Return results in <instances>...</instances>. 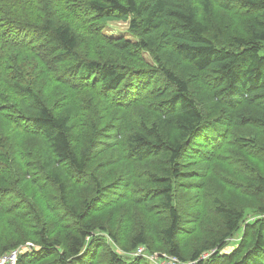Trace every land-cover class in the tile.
Instances as JSON below:
<instances>
[{
	"label": "trees",
	"instance_id": "16d2710c",
	"mask_svg": "<svg viewBox=\"0 0 264 264\" xmlns=\"http://www.w3.org/2000/svg\"><path fill=\"white\" fill-rule=\"evenodd\" d=\"M216 6L220 21L213 19ZM236 13L245 20L243 35L228 18ZM129 18L138 42L103 34L107 23ZM82 29L123 58L81 56ZM144 53L153 64L142 63ZM182 63L187 76L180 74ZM50 78L80 95L62 96L69 99L52 107ZM155 78L165 86L156 89ZM209 90L218 108L206 99ZM227 107L239 111L237 118H229ZM26 138L37 143L24 151ZM252 157L264 164V0H0V175L9 183L0 185V216L13 229L0 258L33 241L39 249L22 254L18 264H41L33 257L57 245L64 249L59 264H84L88 251L110 246L97 229L121 245L117 234L93 222L65 242H49L53 203L47 223V209L16 188L28 183L39 195L43 179L73 224L83 223L106 197L118 199L115 191L124 195L118 203H130L129 212L139 207L153 216L128 248L121 246L122 254L110 251L112 264H130L124 255L149 264L146 253L204 264L201 256L222 251L250 216L259 218L221 261L264 264V174ZM132 163L149 174L145 186L132 180ZM191 173L199 178L195 184ZM250 176L257 182L248 185ZM182 182L193 210L178 201ZM205 195L219 231L187 257L183 228L188 219L198 224Z\"/></svg>",
	"mask_w": 264,
	"mask_h": 264
},
{
	"label": "rangeland",
	"instance_id": "374dc122",
	"mask_svg": "<svg viewBox=\"0 0 264 264\" xmlns=\"http://www.w3.org/2000/svg\"><path fill=\"white\" fill-rule=\"evenodd\" d=\"M222 17L221 11L219 8L216 6L213 11V19L214 21H220ZM229 20L238 28V32H240L241 35L245 33V20L244 18L236 13L233 14L232 16L228 15ZM131 18L129 19H115L114 21H111L107 23V26L105 29H103V34L110 37V38H124L132 42H138L135 34H133L130 30L131 25H130ZM102 27V26H101ZM79 48H78V53L81 56H84L87 60H92L96 59L100 55L102 57H108V56H113L116 58H123V54L118 52L117 50L108 47V45H103L101 43V39L98 37L91 36L87 33H85L84 29L82 31L79 30ZM130 61L133 64L138 63L134 59H130ZM174 62V61H173ZM142 63L143 64H153V62L150 59V54L144 53L142 55ZM178 64V62H174ZM183 64V69L181 68L180 74L183 76H187L190 72H187L188 64ZM176 67V66H175ZM157 79V78H155ZM52 82V88L49 91L48 95L50 98L51 106L55 107L56 104H60L63 102V100H68V97L65 98H60L62 96H71V97H77L80 95H73L71 94L72 89L68 87L66 83L63 82H57L53 79H51ZM154 87L156 89L161 88L165 86L163 81L161 79L155 80L153 82ZM210 84H207V82H203V87L208 88ZM154 91V90H153ZM82 95L86 96L87 94L82 91ZM206 99L208 102L217 107L220 105L216 104L213 100V93L209 90L207 91L206 94ZM56 108V107H55ZM228 108V107H227ZM230 110V111H229ZM227 111V109H226ZM239 111L237 109H232L228 108V116L230 119H235L238 116ZM2 128H4L2 126ZM3 130V129H2ZM23 138H20L19 140H22ZM37 140L33 138H26L22 150L29 149L32 145L36 144ZM123 146V145H122ZM256 149V148H255ZM253 160H255L254 157H252ZM259 159L255 160V164H259ZM135 163H132L131 165V170H134L135 168ZM262 174L263 169H264V164H259ZM7 167L10 168L9 163L7 164ZM146 170L148 168L151 169V163L148 162L145 164L144 167ZM145 169L141 168V170L144 171V174L141 172L138 173V168H135L134 175L135 177H132V180H135V182L142 184L145 186L146 180L149 179V174L145 171ZM245 174V172H244ZM246 175H251V174H246ZM191 178L189 179L190 182H198L199 178L193 179L195 174L191 173L189 175ZM5 179V180H4ZM3 177L0 175V185L3 184V182L7 183V176ZM256 181V176H250L247 179V184L250 185ZM137 183V184H138ZM9 184V183H7ZM225 184L222 185L224 188H230L229 185ZM11 185V184H10ZM40 189L39 195H36L35 192L29 187L28 183L26 185H17L16 188L23 192H25L26 197H35L38 203H41V209L46 208V215H47V223H48V206H50V202L53 203L54 206V213L52 216V219L48 223L49 229H51L54 234H52V238L50 239L49 242H53L54 238H59L60 241L65 242V237L67 234H75L77 231L81 228L82 224H86L87 222H93L97 227L101 226H107L108 230L111 231L114 234L118 235V238L120 240L121 245H119L116 241L111 239L107 233H103L100 229H97L95 231V234L101 237H104L108 240L110 243V246H105L103 249L98 250L97 252L95 251H88L86 253L87 257L83 258L84 264H112L110 261V256L109 253L111 250L116 251L117 253L122 254L123 250L122 247L128 248L130 246V241L132 235L137 231H140L141 229L143 230L144 228H148L150 226V223L153 219V216L150 213L145 212L141 208L137 207L130 212L129 210V204L126 201H120L118 203V199L121 197H124L120 191H115L116 197L108 199L107 197L102 201V203H98L97 207L93 210V212L89 213L88 217L83 221V223L76 222L72 223L70 220L71 218L68 217L67 213L64 212L62 209L60 210V202L55 198V189L54 187L41 179L39 182ZM184 182H182L181 188L178 190V201L183 204V209L184 210H193V208L188 207L185 203V197L184 196ZM114 192V190H112ZM218 192L214 189V196ZM247 194V193H245ZM229 195H232L231 193ZM190 196V195H187ZM39 199H38V198ZM139 198H142L138 196ZM42 200H41V199ZM149 197L144 196L143 197V202H146L144 200H147ZM204 200L201 199V202L199 203V207L197 209L202 208V214L201 217L199 218L198 224L194 222L192 219H188L189 222L186 223L185 227L183 228L184 230V235L181 237V246L183 248V252L185 256H189L190 253L196 248L198 244H202L206 241L207 238L210 237L211 234L213 233H218L219 228H217V225L219 227V223L217 224L216 219L211 220V199L209 195H205ZM184 200V202H183ZM204 202V204H203ZM211 202V203H210ZM256 200L255 198H252V203H255ZM203 206L201 207V205ZM52 206V205H51ZM196 208V207H195ZM159 209H155L152 211L154 214L157 213ZM57 213V214H56ZM259 217L255 216H250L249 219L245 221L244 224H242L241 230L238 233H235L232 238L228 239V244L227 246L220 252H206L204 255L201 256L200 260L204 262V264H235L236 261L230 260V261H221L222 257L224 255H231L233 252L237 250V248L240 247V245L244 242V237H245V230L247 229L248 225L253 224L256 219ZM7 217H2L0 216V250L6 245L11 244L13 240V229H8L5 227V224L7 222ZM153 225V224H152ZM155 225V224H154ZM144 231V230H143ZM33 239L40 241L38 238V235L34 236ZM32 240V239H31ZM151 242L154 245V247H157L158 244V238L152 234L151 235ZM39 244H36L33 241H28L24 247H21L20 249H15L12 252H17V260L13 261L12 264H18L19 258L22 254L31 252L34 249L38 250L39 249ZM53 250L51 251V254H46V253H40L38 256L33 257V260L35 262H40L41 264H59V256H60V251L64 252V249L62 247L55 246L52 248ZM9 253V254H11ZM31 254V253H30ZM8 255V254H7ZM5 255V256H7ZM161 253H157L155 255H150V254H144L142 259L146 260L149 262V264H176L169 261L171 258L168 255H163ZM123 257V256H122ZM217 257V258H216ZM124 260L128 261L130 264H138V260H135V258H128L127 255H124ZM183 264H190L189 261Z\"/></svg>",
	"mask_w": 264,
	"mask_h": 264
},
{
	"label": "built area",
	"instance_id": "2783aa9c",
	"mask_svg": "<svg viewBox=\"0 0 264 264\" xmlns=\"http://www.w3.org/2000/svg\"><path fill=\"white\" fill-rule=\"evenodd\" d=\"M143 252H144V249L141 248L139 249L138 254H142ZM15 260H17V252H12L11 254H8L7 256L1 257L0 264H12V262ZM169 261L170 263L173 262V263L179 264L178 260L175 258H170Z\"/></svg>",
	"mask_w": 264,
	"mask_h": 264
}]
</instances>
